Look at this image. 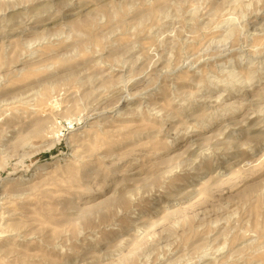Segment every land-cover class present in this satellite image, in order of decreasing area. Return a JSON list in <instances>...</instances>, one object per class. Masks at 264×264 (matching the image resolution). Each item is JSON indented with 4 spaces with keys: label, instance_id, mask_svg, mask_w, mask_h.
Returning <instances> with one entry per match:
<instances>
[{
    "label": "rangeland",
    "instance_id": "rangeland-1",
    "mask_svg": "<svg viewBox=\"0 0 264 264\" xmlns=\"http://www.w3.org/2000/svg\"><path fill=\"white\" fill-rule=\"evenodd\" d=\"M0 264H264V0H0Z\"/></svg>",
    "mask_w": 264,
    "mask_h": 264
}]
</instances>
